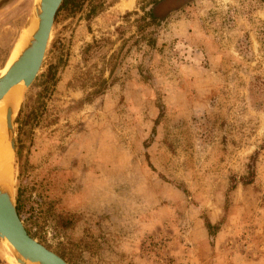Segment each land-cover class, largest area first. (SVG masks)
<instances>
[{
	"label": "rangeland",
	"instance_id": "rangeland-1",
	"mask_svg": "<svg viewBox=\"0 0 264 264\" xmlns=\"http://www.w3.org/2000/svg\"><path fill=\"white\" fill-rule=\"evenodd\" d=\"M34 3L0 0V76ZM151 8L159 26L143 35L154 47L139 34ZM14 135L17 215L68 264H264L259 0H82L61 11ZM0 264H19L1 239Z\"/></svg>",
	"mask_w": 264,
	"mask_h": 264
},
{
	"label": "water",
	"instance_id": "water-1",
	"mask_svg": "<svg viewBox=\"0 0 264 264\" xmlns=\"http://www.w3.org/2000/svg\"><path fill=\"white\" fill-rule=\"evenodd\" d=\"M62 1L40 0L34 6V11H32L29 18L31 19L35 15L37 20L35 29L16 59L9 65L6 72L0 76V101L3 100L12 87L20 83L23 84L24 95L25 90L31 86L37 77L43 63L54 19ZM28 24L29 22L26 26ZM19 106L17 111L14 112L11 104L8 101L5 102L6 136L13 158L11 186L7 190L0 187V239H6L10 243L13 248L14 258L19 264H68L60 256L31 238L16 212L13 198L15 159L14 120Z\"/></svg>",
	"mask_w": 264,
	"mask_h": 264
},
{
	"label": "trees",
	"instance_id": "trees-1",
	"mask_svg": "<svg viewBox=\"0 0 264 264\" xmlns=\"http://www.w3.org/2000/svg\"><path fill=\"white\" fill-rule=\"evenodd\" d=\"M82 1V0H63L57 13H56V16H55V19L57 17V15L63 11V10H66V9H71L72 7H76L79 2ZM260 3L262 4V6L264 7V0H259ZM146 20V23L140 27V33L141 34V38L140 40L142 41H146L147 42V45H149L150 47H154L155 46V40L153 39H146L147 37H145L143 35V31L145 28L149 27V28H152V29H155L156 27L159 26V18L155 15V10L154 8H151L146 14H145V17L143 18ZM54 47L55 44H54ZM138 73L140 75V77L146 81L147 78H146V72L144 70V67L143 65H139L138 66ZM55 71H56V67L52 64H50V66L47 68L46 72L44 73V90L46 91L47 90V86L50 84V83H54L55 82ZM113 69L110 70L109 72V78L108 79H99L98 81V84H95L94 85V89L93 91L88 94V97H92V96H98V95H101L106 89L107 87L110 85V79L112 78L113 76ZM45 91L43 93H45ZM42 95V94H40ZM160 107V105H159ZM15 124H21L20 123V120L19 119H16L15 121ZM16 144H17V141H16ZM16 155H17V158L19 159L20 156H21V152L19 150L16 151ZM255 156H253L251 158V162L250 164L247 166V172L244 176H242L239 180V182L241 184H243L244 186L246 185H252L254 183V180H255ZM234 189V184L232 185V187L230 188V191ZM17 212H18V209L16 208ZM58 219L59 221L61 222H64V220L66 219L65 216H62V215H59L58 216ZM63 228H66V225L63 226ZM205 228L208 232V235L209 236H214L215 235V232L218 230V226H215V225H211L210 222L208 220L205 221ZM62 259L63 256H60Z\"/></svg>",
	"mask_w": 264,
	"mask_h": 264
},
{
	"label": "bare ground",
	"instance_id": "bare-ground-1",
	"mask_svg": "<svg viewBox=\"0 0 264 264\" xmlns=\"http://www.w3.org/2000/svg\"><path fill=\"white\" fill-rule=\"evenodd\" d=\"M34 1L35 3L33 5L32 11H34V6L37 5V3H39L40 0H34ZM36 23H37V20L35 18V15H33V17L30 19L28 26H26L27 28L25 27V29H23L21 33V36L16 44V47L14 48L13 54L10 58V62L7 68L16 59L20 50L23 48V46L28 41L33 30L35 29ZM22 97H23V84L20 83L12 87L10 91L6 94V96L3 98V100L0 101V187L6 190L11 186V182H12V158L13 156H12V151L10 149L9 143L7 141V136H6L5 102L8 101L11 104L12 108L14 109V112H16L21 102ZM2 241L10 245V243L6 239H2ZM10 247L13 250L11 245ZM27 264H33V263H27Z\"/></svg>",
	"mask_w": 264,
	"mask_h": 264
}]
</instances>
